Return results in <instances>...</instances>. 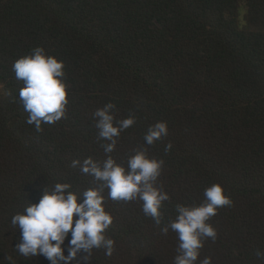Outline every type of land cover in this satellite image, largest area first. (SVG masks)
Wrapping results in <instances>:
<instances>
[{
	"label": "trees",
	"instance_id": "obj_1",
	"mask_svg": "<svg viewBox=\"0 0 264 264\" xmlns=\"http://www.w3.org/2000/svg\"><path fill=\"white\" fill-rule=\"evenodd\" d=\"M37 46L64 61L69 93L65 116L42 131L26 122L24 82L12 70ZM108 102L116 119L136 120L111 153L93 118ZM158 121L168 135L147 145ZM137 150L164 161L163 223L144 216L142 201H114L105 188L113 254L93 250L85 261L80 252L71 264H173L177 234L160 229L213 183L233 206L209 221L217 238L205 239L196 264H264L255 255L264 251V0H0V264H51L16 251L11 217L56 183L78 194L98 186L81 171L86 159L102 165L110 155L127 168Z\"/></svg>",
	"mask_w": 264,
	"mask_h": 264
},
{
	"label": "clouds",
	"instance_id": "obj_2",
	"mask_svg": "<svg viewBox=\"0 0 264 264\" xmlns=\"http://www.w3.org/2000/svg\"><path fill=\"white\" fill-rule=\"evenodd\" d=\"M64 68V61L50 55L43 46L34 47L12 65L16 79L24 82L19 89V98L29 114L26 122L34 124L37 131H42L43 124H53L65 116L69 93ZM115 108L114 103L108 102L93 113L95 126L99 129L98 137L110 141L103 145L105 153L113 152L120 134L136 123L132 115L116 119ZM167 135V122L158 121L149 125L144 140L147 145H152ZM171 148L169 142L165 150ZM77 165L80 161L72 162V167ZM163 167L164 161L149 157L146 150H137L130 156L127 168L110 155L102 165L91 158L86 159L80 165L81 171L101 183L81 194L72 191L68 183H56L50 191L43 192L38 203H29L22 212L14 214L10 224L21 232L16 251L25 258L43 255L51 264H60L61 261L71 264L80 252L86 254L84 260L87 261L93 250L100 249L111 256L115 241L107 233L114 217L106 210L104 189L108 190V198L114 201H142L144 216L160 226L163 223L162 206L171 198L158 186ZM203 196L199 204H177L175 218L160 229L164 234L170 230L177 234L178 254L173 264H196L205 239L217 238V230L209 221L221 208L233 206L231 196L220 183L206 187ZM69 233L71 240L68 255H65L62 245ZM255 255L264 259V251L257 249ZM7 259L12 260L10 256ZM200 264H212V258L205 257Z\"/></svg>",
	"mask_w": 264,
	"mask_h": 264
}]
</instances>
